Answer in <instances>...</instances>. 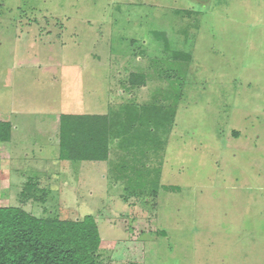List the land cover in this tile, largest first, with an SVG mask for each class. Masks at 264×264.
Wrapping results in <instances>:
<instances>
[{"label": "rangeland", "instance_id": "1", "mask_svg": "<svg viewBox=\"0 0 264 264\" xmlns=\"http://www.w3.org/2000/svg\"><path fill=\"white\" fill-rule=\"evenodd\" d=\"M61 114L110 157L59 159ZM0 120V206L93 215L97 264H264V0H0Z\"/></svg>", "mask_w": 264, "mask_h": 264}, {"label": "trees", "instance_id": "2", "mask_svg": "<svg viewBox=\"0 0 264 264\" xmlns=\"http://www.w3.org/2000/svg\"><path fill=\"white\" fill-rule=\"evenodd\" d=\"M174 52L172 59L191 58L189 52ZM144 78L145 74H131V83L143 84ZM58 125L59 159H108L107 115L61 114ZM10 129L9 122L0 120L1 141L10 139ZM27 187L35 185L28 181L24 190ZM100 243L93 215L77 219L37 217L22 206H0V264H97Z\"/></svg>", "mask_w": 264, "mask_h": 264}, {"label": "crops", "instance_id": "3", "mask_svg": "<svg viewBox=\"0 0 264 264\" xmlns=\"http://www.w3.org/2000/svg\"><path fill=\"white\" fill-rule=\"evenodd\" d=\"M109 157H110V147H109ZM109 157H108V158H109Z\"/></svg>", "mask_w": 264, "mask_h": 264}]
</instances>
